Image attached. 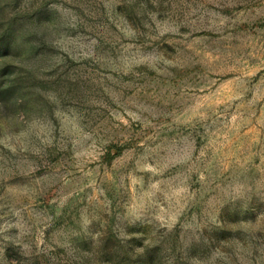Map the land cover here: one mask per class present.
I'll use <instances>...</instances> for the list:
<instances>
[{
  "label": "rangeland",
  "instance_id": "374dc122",
  "mask_svg": "<svg viewBox=\"0 0 264 264\" xmlns=\"http://www.w3.org/2000/svg\"><path fill=\"white\" fill-rule=\"evenodd\" d=\"M0 264H264V0H0Z\"/></svg>",
  "mask_w": 264,
  "mask_h": 264
}]
</instances>
